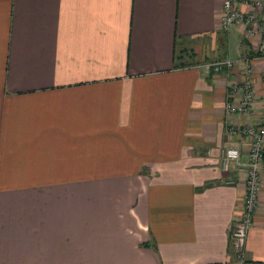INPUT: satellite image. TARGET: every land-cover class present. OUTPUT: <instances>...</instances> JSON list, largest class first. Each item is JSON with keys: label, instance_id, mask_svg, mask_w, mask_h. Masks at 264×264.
I'll return each instance as SVG.
<instances>
[{"label": "crops", "instance_id": "0c3cea01", "mask_svg": "<svg viewBox=\"0 0 264 264\" xmlns=\"http://www.w3.org/2000/svg\"><path fill=\"white\" fill-rule=\"evenodd\" d=\"M223 6L0 0V264H264V177L244 262L232 247L249 140L229 132L263 114L264 25L222 30ZM242 57L248 115L225 107L243 65L208 68Z\"/></svg>", "mask_w": 264, "mask_h": 264}, {"label": "built area", "instance_id": "2783aa9c", "mask_svg": "<svg viewBox=\"0 0 264 264\" xmlns=\"http://www.w3.org/2000/svg\"><path fill=\"white\" fill-rule=\"evenodd\" d=\"M255 8L263 7L264 0H251ZM244 24L249 27L251 35L258 32L264 23L257 11L245 12L238 6V0H224V6L220 17L219 28L225 31L235 25ZM260 50L264 52V39H261ZM264 57V55L262 56ZM243 65V79L231 84V91L226 100V110L231 114L248 115L255 104L254 65L247 58L237 60L225 58L208 64V68L214 67L220 70L223 67L229 69L236 65ZM231 135H240L249 140V162L247 166L246 192L242 205V212L233 222L230 228L232 247L241 262H244L248 236L254 225V217L258 207L259 193L264 177V110L258 121H248L244 124H230ZM241 150L230 147L224 152V169H228L231 163H240Z\"/></svg>", "mask_w": 264, "mask_h": 264}]
</instances>
